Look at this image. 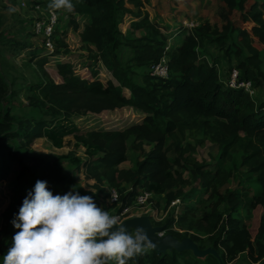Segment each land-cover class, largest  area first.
I'll return each mask as SVG.
<instances>
[{
  "label": "trees",
  "instance_id": "1",
  "mask_svg": "<svg viewBox=\"0 0 264 264\" xmlns=\"http://www.w3.org/2000/svg\"><path fill=\"white\" fill-rule=\"evenodd\" d=\"M218 1L222 11L214 23L204 21L190 29L183 23L192 22L197 14L175 15L181 28L174 38L177 43L169 48L167 43L173 39L167 36L169 30L158 20L149 19L142 0H72L71 12L61 9L68 23L66 29H59L61 38L56 41L53 55L27 40L17 45L18 53H25L28 62L39 70L50 62L54 64L60 82L43 79L30 84V110L18 118L12 106L2 110L0 104V178L8 166L5 157L16 165L14 193L2 213L0 264H4L12 237L19 231L12 221L36 181H46L53 195H63L76 187L74 174H65L61 167L62 159L72 157L74 152L53 156L50 161L34 153L31 142L46 139L58 149L64 137L70 135L87 154L85 160L74 158L75 173L93 181L91 187L105 208L115 206L116 214L120 213L134 205L142 191L163 195L164 207L172 210L163 219L150 218L152 223L162 225L163 231L178 239L189 236L200 248L212 247L218 254L199 258L189 250L158 253L150 249L128 264H230L240 254L252 263L264 264V101L220 81L218 60L208 62L200 52L207 45L213 46L226 61L234 60L232 69L238 71L239 82H250L252 90L264 92V0ZM127 16L134 20L123 33L119 27ZM68 29L77 33L81 49L88 52L80 65L68 57V46L62 39ZM139 32L142 34L137 35ZM120 49L127 51L124 60L119 56ZM57 56L65 59L54 58ZM163 57L167 59L168 78H152L148 69ZM99 65L111 77L104 84L99 79ZM7 90V83L0 78V102L7 101ZM13 93L11 97H16ZM121 107L141 113V123L123 130L86 132H79L76 126H63L75 115ZM186 131L192 137L198 132L201 139H195L194 145L186 142ZM17 138L21 139L18 148L2 142ZM130 138L131 149L142 157L133 167H121L128 159ZM205 140L215 143L219 150L213 168L206 171V163L192 154L195 145L200 147ZM145 146L150 150L146 151ZM236 151L238 161L228 167ZM170 152L174 158L169 157ZM234 169L244 175L245 183H257V191L252 192L246 185L224 188L233 178ZM184 170L189 177L183 176ZM198 176L199 187L194 191L207 193L205 200L209 203L196 213V201L182 188ZM111 189L117 192V203L109 201ZM175 200L178 203L172 205ZM182 201L184 205L178 212L173 206ZM149 203L158 208L150 197L143 206ZM257 208L262 213L257 226L251 229L250 220ZM108 264L117 262L113 259Z\"/></svg>",
  "mask_w": 264,
  "mask_h": 264
},
{
  "label": "rangeland",
  "instance_id": "2",
  "mask_svg": "<svg viewBox=\"0 0 264 264\" xmlns=\"http://www.w3.org/2000/svg\"><path fill=\"white\" fill-rule=\"evenodd\" d=\"M26 0H0V78L7 83V101L2 100L0 102L1 109L7 110L12 106L13 112H15V116L18 118L25 113V111L30 110L29 107V99L27 92L30 84H37L39 81L43 79H51L52 81L59 83L60 78L57 75L55 70V65L51 62L45 65L42 70H39L38 67L33 66L30 62H28V56L25 53H18L19 47L21 43H25L26 40L28 42H33L38 46V42H36L29 33L28 18L31 16L30 10L26 5ZM144 11L148 13L150 20H158L163 23L169 32L167 36L173 38L177 36L180 26V20L175 18V15L179 13L184 14H197L198 17H195L192 22H194L197 26H199L204 21H209L210 23H214L218 21V16L222 11L220 8V3L218 0H144ZM9 9H14V11L9 12ZM126 18V17H125ZM124 18V21H125ZM127 20V18H126ZM68 20L64 19L61 22L62 30L66 29V25ZM123 22L120 25V30H125L126 27L123 26ZM189 23V22H187ZM185 26V22L183 23ZM196 26V27H197ZM184 27V26H183ZM130 29V26H128ZM191 28V27H186ZM193 28V27H192ZM128 29V30H129ZM61 30V31H62ZM166 30V31H167ZM59 32V31H58ZM56 33V40L61 38V35ZM142 33H137V35H141ZM77 35L72 33L70 29H68L62 39L66 42L68 46L69 53L72 56H78L79 47L77 43ZM173 36V37H172ZM176 39V37H175ZM176 40L169 41L167 43V48L170 46H174L176 44ZM18 45V46H17ZM94 48V47H93ZM84 51V50H83ZM76 52V53H75ZM203 53V58L208 62H212L215 59L218 60V76L220 77V81L223 83L226 82L229 78L232 68L235 65L233 59L230 61H226L221 51L214 49L213 46L207 45L200 51ZM75 54V55H74ZM119 56L122 60L126 57L127 51L125 49H120ZM88 52L85 51V55H83L84 59L79 57H75L73 59L70 58V61L77 64H82ZM81 56V55H80ZM206 56V57H205ZM65 57L60 56L58 59L63 60ZM75 70L79 69L78 65H75ZM100 73L99 79L103 82V84L109 80L111 77L109 74L103 69L101 65H99ZM264 69V68H263ZM87 73V71H84ZM82 75L85 73L81 72ZM139 78L142 76L141 73L138 74ZM16 94V97H11V93ZM33 94V93H32ZM128 95V92H126ZM254 98L258 101H264V92L262 90H252ZM142 115L139 112L134 111L128 107H121L110 110H100L98 113L87 112L85 115H78L72 117L70 120H65L63 126L68 128L75 127L79 132H86L88 130H115L121 128V130L129 127L132 124L141 123ZM70 124V125H69ZM65 130V129H64ZM195 139L200 140L201 135L196 132L194 133V137L191 136L189 131H186V142L191 143L192 145L196 144ZM133 139H129L127 142V155L128 159L121 163V167H133L134 163L141 159V155L139 152H135L131 149ZM4 144H9L10 148H18L21 143V139L17 138L13 141H2ZM1 142V143H2ZM7 142V143H6ZM30 147L32 151L38 155L45 156L48 160H52L53 156L65 154L67 152H74L72 157L67 159H62L61 167L63 172L67 175H73L75 177L76 187L73 191H78L81 196L89 195L92 196L96 204L102 207L105 211H108L110 215L116 214V207L112 206L111 208H105L101 197L95 193V189L91 187L93 181H86L81 173H75V159H87V154L85 148L81 145L75 143L72 135L64 137L62 140L61 148H55L51 141L46 139H38L31 142ZM151 147L145 146L144 149L146 151L150 150ZM195 151L192 154L199 161L205 162L206 167L204 170L212 169L213 165L217 161L219 156V150L215 143H211L208 140H205L202 146L195 145ZM169 157L174 158V153L170 152ZM232 160L227 163V166L230 167L234 161H238V152H232ZM5 162L7 163L5 175L0 178V226L2 224V213L8 203L11 201L12 194L14 193V185H15V173H16V165L12 160H9L5 157ZM188 169L190 166L185 164ZM2 168V163L0 161V171ZM8 169V170H7ZM177 169L174 168L173 171ZM240 171L234 169L233 178L229 180V182L224 186V188L228 189H236L243 186H248L252 192H256L259 188V185L254 181L244 182V175H241ZM184 177H189V173L187 170L183 171ZM199 176L196 180H193L191 184H188L182 188L184 193H188L192 195V200L196 201L195 206L197 207L196 213H199L202 208H206L208 203L206 199L207 193L194 191L195 188L199 187ZM128 186V185H127ZM154 203H158V208H154L151 203L146 206H138L136 204L132 205L127 212L119 215L120 222L128 217L136 216V215H148L150 218L155 220L163 219L167 212H170L172 209L169 207H164V197L163 195L151 194L149 196ZM204 199L203 202H198V199ZM178 203V200H175ZM110 203V202H109ZM184 202L182 201L179 206L176 204L175 210L178 212L182 209ZM101 204V205H100ZM173 212V211H172ZM262 213L261 208H257L254 210L252 214V218L250 220V227L254 229L257 226L259 221V217ZM242 214L245 215L243 212ZM182 231V230H181ZM169 233L168 231H162L161 235ZM205 257V256H204ZM199 257V258H204ZM230 264H262L259 262L252 263L245 256V254H240L236 259H234Z\"/></svg>",
  "mask_w": 264,
  "mask_h": 264
},
{
  "label": "clouds",
  "instance_id": "3",
  "mask_svg": "<svg viewBox=\"0 0 264 264\" xmlns=\"http://www.w3.org/2000/svg\"><path fill=\"white\" fill-rule=\"evenodd\" d=\"M48 7L71 12L74 5L72 0H51ZM12 224L19 231L4 264H108L113 259L128 264L155 248L143 226L129 231L92 196L78 191L53 195L43 180L28 192Z\"/></svg>",
  "mask_w": 264,
  "mask_h": 264
},
{
  "label": "built area",
  "instance_id": "4",
  "mask_svg": "<svg viewBox=\"0 0 264 264\" xmlns=\"http://www.w3.org/2000/svg\"><path fill=\"white\" fill-rule=\"evenodd\" d=\"M41 2H45L44 6L38 3H26L28 9L30 10L31 16L28 18L29 24V33L31 37L38 42V46L35 43L30 42L33 46L42 48L44 53L53 55L56 47V33L59 31L61 27V22L63 20V14L61 9H50L48 7L51 0H40ZM186 26L184 27H193L195 28L197 25L194 22H185ZM190 28V29H191ZM59 34V32H58ZM62 52V49H60ZM58 57H54L58 59ZM65 59V58H64ZM63 59V60H64ZM61 60V59H58ZM148 74L152 78L157 79H166L169 76V70L167 66V59L163 57L157 64L151 66L148 69ZM238 71L235 69L231 70L229 78L227 80V85L234 88H243L246 92L252 93V86L250 82H239L237 79ZM226 83V82H225ZM112 194L115 197H118L117 192L114 189L110 190L109 193V201L111 203H117V198L115 200L112 199ZM151 196L150 193L142 191L135 199L134 204L136 205H144L147 202V199ZM176 201L171 204H175ZM129 208L123 209L120 213H117V217L124 212H127ZM264 260V256H263Z\"/></svg>",
  "mask_w": 264,
  "mask_h": 264
},
{
  "label": "water",
  "instance_id": "5",
  "mask_svg": "<svg viewBox=\"0 0 264 264\" xmlns=\"http://www.w3.org/2000/svg\"><path fill=\"white\" fill-rule=\"evenodd\" d=\"M129 231H133L137 226H143L147 232L149 238L154 242L155 250L158 253H164L167 250L175 249L176 251L189 250L194 256L204 257L208 254L218 256L216 250L212 247L200 248L196 242H194L189 236H185L178 239L171 233L161 235L163 231L162 225H154L148 215H136L125 218L121 221Z\"/></svg>",
  "mask_w": 264,
  "mask_h": 264
},
{
  "label": "crops",
  "instance_id": "6",
  "mask_svg": "<svg viewBox=\"0 0 264 264\" xmlns=\"http://www.w3.org/2000/svg\"><path fill=\"white\" fill-rule=\"evenodd\" d=\"M126 1H127V0H126ZM142 1H143V3H144V0H142ZM144 4H145V3H144ZM127 7L130 8V9H132V10H134L133 7H132L131 5H129V4H127ZM126 18H127V20H126ZM126 18H125L126 23L123 24V26L126 27V29H125V30H121L123 33H125V32L129 29L128 26H130V23L134 20V18L131 17V16H127ZM125 21H124V22H125ZM71 32L77 35L76 32H73L72 30H71ZM76 37H77V43H78L79 47H81V44H80V42H79V38H78V36H76ZM174 38H175V37H173V39H171L170 41L174 40ZM170 47H171V46H170ZM73 53H74V52H72V54H70L69 51H68V57L71 58V59H73V58H75V57H79V58H81V59H84V57H85V56L83 57V55H85V51H83L81 48L78 49V52H77V54L79 53L78 56H72ZM75 53H76V52H75ZM74 55H75V54H74ZM80 55H81V56H80ZM73 60H74V59H73ZM103 69H104V68H103ZM122 163H123V162H122ZM120 166H121V164H120Z\"/></svg>",
  "mask_w": 264,
  "mask_h": 264
}]
</instances>
